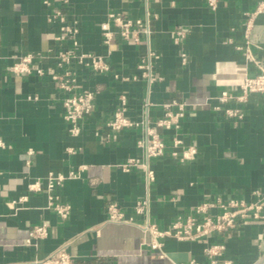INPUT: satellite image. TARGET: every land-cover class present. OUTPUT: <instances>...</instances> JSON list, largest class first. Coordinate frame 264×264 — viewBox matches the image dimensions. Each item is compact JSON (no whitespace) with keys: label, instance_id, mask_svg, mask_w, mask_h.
Here are the masks:
<instances>
[{"label":"crops","instance_id":"0c3cea01","mask_svg":"<svg viewBox=\"0 0 264 264\" xmlns=\"http://www.w3.org/2000/svg\"><path fill=\"white\" fill-rule=\"evenodd\" d=\"M65 1L0 0V264H33L62 248L72 264H210L204 249L212 244L225 247L217 264L254 263L264 251V218L200 241L162 239L164 257L144 245L150 237L142 226L165 230L199 205L230 200L261 199L264 216V96L217 101L222 92L239 95L240 82L264 69V12L245 36L247 17L262 0H219L215 11L206 0ZM110 13L148 22L150 36L141 34L135 44L115 34L106 46L100 24ZM64 24L76 33L58 42ZM60 51L103 57L110 69L96 73L88 60L66 67L73 91L95 96L77 137L64 120L67 95L50 78L64 73L56 60ZM25 55L34 56L31 74L12 75L10 66ZM141 63L160 80L141 78ZM170 103L185 106L179 129L156 128ZM118 109L142 126L112 132L107 123ZM227 109L243 118H226ZM147 128L166 145L163 157L148 163L151 184L140 169L121 168L129 159L146 163L137 142ZM174 138L182 142L176 148ZM188 148L196 152L191 161L171 156ZM71 172L77 176L69 179ZM49 175L67 179L48 191ZM34 184L39 191L30 190ZM50 197L70 207L66 219L49 206ZM143 199L148 207L138 215L134 207ZM111 204L125 222L108 220ZM41 224L47 237L27 246Z\"/></svg>","mask_w":264,"mask_h":264},{"label":"built area","instance_id":"2783aa9c","mask_svg":"<svg viewBox=\"0 0 264 264\" xmlns=\"http://www.w3.org/2000/svg\"><path fill=\"white\" fill-rule=\"evenodd\" d=\"M60 2H66L65 0H57ZM207 6L211 11L217 9L219 0H206ZM262 12H264V0L260 1L255 10L248 15L247 22L245 24V36L247 37L253 27V20ZM59 16V14H57ZM62 21V19L60 18ZM148 22H142L140 20L130 21L124 19L120 14L110 13L107 16V21L100 24V31L103 39V43L109 46L114 41V36L117 34L123 41H132L137 44L140 41V35L150 36ZM76 33V30L70 26L62 25L59 27V35L55 38L56 41L62 42L66 37ZM182 33H177V37H182ZM151 57L155 56L151 53ZM34 59L33 55H25L20 57L15 63H13L9 72L16 76H23L31 74L30 64ZM56 60L58 65L64 68L62 75L51 74L50 78L52 82H55L57 87L66 93V97L63 101L64 108V120L68 125L67 132L72 137H77L80 134V127L78 124L83 118L94 111L95 96L91 92H83L76 94L73 91V85L69 78V72L66 67L72 62L77 61L80 64L89 61L88 66L96 73H107L110 69L103 57H93L89 55H75L71 51H60ZM140 77L146 79L149 83L160 80L151 73L150 65L148 63H141L137 67ZM36 74L43 76L44 72L39 69ZM117 78V76H115ZM239 95L234 96L227 92H222L217 101L220 105H225L230 101H237L244 103L252 95L264 96V69L261 73L253 77H245L238 85ZM164 115L161 119L156 121L155 127L165 130H177L179 129L180 122L185 115V106L183 104L170 103L165 104ZM175 110V111H174ZM219 110V107H216ZM225 117L233 120H241L243 114L239 110L227 109L224 112ZM142 126V122L133 121L124 115L123 109L115 111L112 119L107 123L108 129L112 132H120L127 129H138ZM173 147L176 148L182 144V142L176 138L173 139ZM0 146L2 143L0 142ZM137 146L143 151L146 163H140L137 159H129L121 168L124 171L130 169H140L146 178L148 184L155 181L154 172L149 168L148 163L153 160L160 159L164 155L165 142L164 140L152 129H146V137L143 140L137 142ZM196 152L194 148H188L182 151L178 156L177 152L171 154L172 157H179L181 161H191ZM77 175L73 172L69 173L67 178L72 179ZM66 177L62 175H49L47 178V189L51 191L57 186H60ZM30 190L39 191L38 184L31 185ZM49 206L56 213V215L64 220L70 213V207L68 205H62L55 202L53 197L49 198ZM148 207V200L143 199L136 202L134 210L135 213L141 215ZM263 209L262 200L259 199L253 203H245L243 201L230 200L227 203L217 202L205 203L197 206L191 211V214L185 218H179L168 229L161 230L156 224L146 223L142 226L144 233L149 235L150 240L146 241V245L152 251H158L161 257L165 254L162 251V239L170 238L178 242H195L203 239H208L217 234H221L225 231H234L238 225L246 219L259 220L264 218L261 215ZM217 210L218 213L213 215L212 211ZM108 220L114 223L125 222L123 213L114 204L107 207ZM48 235V229L46 224L34 226L29 233L28 239L25 241L27 246H35L40 240H43ZM225 247L222 244H212L204 249V255L208 259L210 264H217L219 259L224 253ZM73 258L62 248L56 252L48 255L47 257L35 260L33 264H72ZM172 264H184L174 263ZM186 264H197L194 261H190ZM229 264V262H226Z\"/></svg>","mask_w":264,"mask_h":264},{"label":"water","instance_id":"95a60500","mask_svg":"<svg viewBox=\"0 0 264 264\" xmlns=\"http://www.w3.org/2000/svg\"><path fill=\"white\" fill-rule=\"evenodd\" d=\"M252 264H264V251L263 253L260 255V257Z\"/></svg>","mask_w":264,"mask_h":264},{"label":"rangeland","instance_id":"374dc122","mask_svg":"<svg viewBox=\"0 0 264 264\" xmlns=\"http://www.w3.org/2000/svg\"><path fill=\"white\" fill-rule=\"evenodd\" d=\"M262 203H263V200H262Z\"/></svg>","mask_w":264,"mask_h":264}]
</instances>
